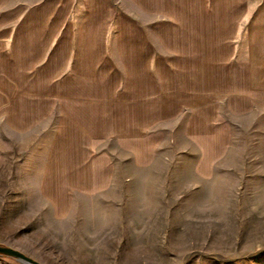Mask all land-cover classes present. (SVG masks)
<instances>
[{
	"label": "crops",
	"instance_id": "crops-1",
	"mask_svg": "<svg viewBox=\"0 0 264 264\" xmlns=\"http://www.w3.org/2000/svg\"><path fill=\"white\" fill-rule=\"evenodd\" d=\"M32 5L22 17L19 4L11 25L0 0V143L31 146L54 119L37 181L53 216L102 201L113 184L102 149H161L166 127L148 131L179 116L183 142L173 149H190L202 177L241 169L245 149H264V0L207 1L197 18L194 3L179 5L190 15L173 19L170 55L138 49L147 35L130 18L120 23L111 0ZM120 73L139 80L121 84ZM235 157L241 164L230 165Z\"/></svg>",
	"mask_w": 264,
	"mask_h": 264
},
{
	"label": "rangeland",
	"instance_id": "rangeland-1",
	"mask_svg": "<svg viewBox=\"0 0 264 264\" xmlns=\"http://www.w3.org/2000/svg\"><path fill=\"white\" fill-rule=\"evenodd\" d=\"M45 1L6 0L3 11L13 25L19 4L24 17L32 4L44 7ZM207 1L111 3L120 23L126 26L130 18L147 35L146 41L135 44L138 49L170 55L173 19L190 15L177 7L194 3L192 16L197 18L205 13L198 8H206ZM125 26L117 32H129ZM155 27L164 30L162 35ZM122 61L118 57L119 69L124 68ZM138 78L119 74L121 84ZM183 119L179 116L148 131L166 127L161 149H102L113 165V184L101 191L102 201L76 203L66 217L53 216L37 193L54 119L39 126L42 135L31 146L12 139L0 143V245L40 264H264V149H245L241 169L202 170L210 174L202 177L193 169L190 149H173L175 143L182 145L177 131ZM238 164L236 157L230 162ZM90 217L95 225L85 224ZM0 264L23 263L0 254Z\"/></svg>",
	"mask_w": 264,
	"mask_h": 264
},
{
	"label": "water",
	"instance_id": "water-1",
	"mask_svg": "<svg viewBox=\"0 0 264 264\" xmlns=\"http://www.w3.org/2000/svg\"><path fill=\"white\" fill-rule=\"evenodd\" d=\"M0 254L11 256L23 264H40L32 257L24 254L23 252L7 245H0Z\"/></svg>",
	"mask_w": 264,
	"mask_h": 264
}]
</instances>
